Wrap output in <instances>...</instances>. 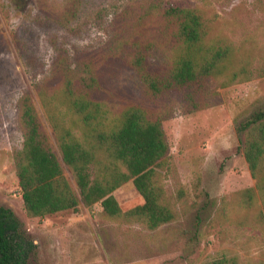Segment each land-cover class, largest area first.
<instances>
[{
  "label": "rangeland",
  "instance_id": "obj_1",
  "mask_svg": "<svg viewBox=\"0 0 264 264\" xmlns=\"http://www.w3.org/2000/svg\"><path fill=\"white\" fill-rule=\"evenodd\" d=\"M144 1L0 0V206L14 213L33 242L29 264H203L222 255L240 264L264 263L260 202L249 211L236 205V194L256 184L238 126L264 109V0H164L195 9L208 23L206 42L233 44L249 72L228 86L210 81L203 90L210 106L193 113L181 109L176 93L170 96L177 103L162 122L169 155L157 171L172 221L150 230L131 216L109 218L100 202L85 207L80 201L76 212L25 214L12 161L22 144L19 98L30 96L58 158L35 88L45 79L57 83L50 76L57 54L72 67L95 63L101 89L94 98L109 109L142 99L138 78L125 63L130 43H154L148 64L156 71L173 53L159 21L143 15ZM62 171L79 198L71 169L63 164ZM112 195L123 214L143 204L131 182Z\"/></svg>",
  "mask_w": 264,
  "mask_h": 264
},
{
  "label": "trees",
  "instance_id": "obj_2",
  "mask_svg": "<svg viewBox=\"0 0 264 264\" xmlns=\"http://www.w3.org/2000/svg\"><path fill=\"white\" fill-rule=\"evenodd\" d=\"M143 15L159 21L173 53L166 66L156 71L148 64L154 43H130L125 63L138 78L142 99L109 109L103 100L94 98L101 89L95 63L84 60L72 67L61 54L50 72L57 83L52 86L45 79L35 86L61 158L54 152L30 96L19 98L22 144L13 150L12 161L29 218L76 212L80 201L85 207L100 202L109 218L131 216L150 230L173 220L157 171L169 155L162 122L171 117L177 103L170 96L176 93L181 109L193 113L210 106L203 95L210 81L228 86L246 80L249 72L233 44L206 42L209 26L195 9L146 0ZM138 27L143 32L146 25ZM238 131L244 135L243 156L256 184L236 194V205L249 211L259 200V215L264 219V109L240 124ZM63 164L71 169L79 198L63 175ZM128 182L143 204L123 214L112 192ZM34 248L14 213L0 206V264H29ZM203 264L240 263L234 256L222 255Z\"/></svg>",
  "mask_w": 264,
  "mask_h": 264
}]
</instances>
